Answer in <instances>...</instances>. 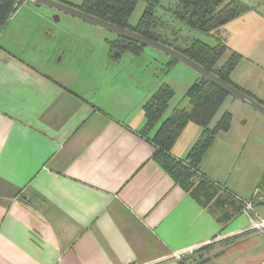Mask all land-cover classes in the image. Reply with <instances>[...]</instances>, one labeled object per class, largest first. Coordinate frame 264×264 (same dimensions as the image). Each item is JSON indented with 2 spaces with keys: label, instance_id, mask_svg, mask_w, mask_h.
<instances>
[{
  "label": "crops",
  "instance_id": "crops-1",
  "mask_svg": "<svg viewBox=\"0 0 264 264\" xmlns=\"http://www.w3.org/2000/svg\"><path fill=\"white\" fill-rule=\"evenodd\" d=\"M35 15L38 44L0 38V264H264L255 205L224 226L155 159L140 134L155 92L118 36L71 46Z\"/></svg>",
  "mask_w": 264,
  "mask_h": 264
},
{
  "label": "rangeland",
  "instance_id": "rangeland-1",
  "mask_svg": "<svg viewBox=\"0 0 264 264\" xmlns=\"http://www.w3.org/2000/svg\"><path fill=\"white\" fill-rule=\"evenodd\" d=\"M56 1L73 7H79L83 3V0ZM160 3L158 18L168 26L162 30L168 29L167 34L171 35L172 40H176L173 41L175 45L185 48L193 39H200L210 46L216 45L213 38L190 29L171 15L169 8L177 9V0H160ZM248 6L252 8L251 13H246L225 27L221 39L227 50L219 59L217 68L233 62L234 68L229 76L232 86L264 104V14L259 13L261 17L258 15L261 12L259 6ZM145 8V1L137 4L131 24H137ZM35 12L50 14V19L45 24L53 29L61 41L68 40L71 46L82 44L101 49L103 45H107L108 40L118 36L107 29L45 5L31 7L23 2L18 5L7 25L0 29V38L23 47L38 44L39 40L34 39L33 29L23 23L25 19L30 24L34 17L39 21ZM51 41L54 42V39ZM56 56V59L61 58L59 54ZM123 60L124 64L129 60L140 62L134 69L142 77L143 87L146 86L144 89L147 91L156 92L164 86L173 93L174 97L169 104L170 111L190 108L188 91L201 78L197 72L165 53L146 46L139 56L124 53ZM225 113L231 115L230 126L227 130L217 132L200 167L209 173L210 176L207 177L210 180L227 188L237 197L251 201L255 196L254 205L259 215L264 216V205L258 201L264 197V185L260 187L264 182V115L229 95L214 118L212 128ZM186 128L176 142V148L181 149L184 154L186 147L196 143L202 133L201 126L194 122H190Z\"/></svg>",
  "mask_w": 264,
  "mask_h": 264
},
{
  "label": "trees",
  "instance_id": "trees-1",
  "mask_svg": "<svg viewBox=\"0 0 264 264\" xmlns=\"http://www.w3.org/2000/svg\"><path fill=\"white\" fill-rule=\"evenodd\" d=\"M140 1L146 2V8L137 24L133 25L131 18ZM23 2L30 1L0 0V29L7 25L18 5ZM160 6V0H83L82 5L75 8L167 45L232 85L229 76L234 68L233 62L217 68L219 59L227 50L221 38L230 22L250 12L252 8L242 0H177V9L169 8L171 15L190 29L199 31L216 41V45L210 46L200 39H193L183 48L175 45L173 41L176 40H172L171 35L167 34L168 29L162 30L167 25L158 18L157 12ZM175 35L174 33L173 36ZM109 44L114 53L129 52L135 56L141 55L145 47L120 36ZM228 96L227 92L201 77L188 91L190 108L175 110L171 115H166L174 96L167 87H160L144 105L145 124L140 131L141 136L156 147L155 159L224 226L244 214L248 205L252 206V210L247 214L254 217L255 200V197L251 201L237 197L227 188L210 180L202 173L200 167L217 132L227 130L230 126L231 115L225 113L217 124L211 127ZM190 122L200 125L202 133L185 158H176L172 149ZM263 185L264 182L260 187L262 188Z\"/></svg>",
  "mask_w": 264,
  "mask_h": 264
},
{
  "label": "water",
  "instance_id": "water-1",
  "mask_svg": "<svg viewBox=\"0 0 264 264\" xmlns=\"http://www.w3.org/2000/svg\"><path fill=\"white\" fill-rule=\"evenodd\" d=\"M33 2L37 7L40 6H47L50 7L58 12L66 13L71 16H74L76 18H79L81 20H84L86 22H89L91 24L97 25L99 27H102L104 29H107L115 34H117L120 37L129 39L133 42H136L138 44H141L146 47H151L154 49H157L166 55L170 56L171 58L182 62L183 64L187 65L190 67L192 70L197 72L202 78L212 82L225 92H227L229 95L233 96L234 98L242 101L243 103L249 105L250 107L254 108L258 112L264 115V105L259 103L258 101L254 100L241 90L237 89L236 87L224 82L221 80L219 77L214 75L213 73L209 72L196 62L192 61L190 58L186 57L182 53L178 52L177 50L164 45L162 43L156 42L152 39L146 38L142 35H139L133 31H130L128 29L121 28L119 26H116L114 24H111L109 22H106L104 20H101L97 17H94L92 15H89L73 6L66 5L64 3H61L56 0H26Z\"/></svg>",
  "mask_w": 264,
  "mask_h": 264
},
{
  "label": "built area",
  "instance_id": "built-area-1",
  "mask_svg": "<svg viewBox=\"0 0 264 264\" xmlns=\"http://www.w3.org/2000/svg\"><path fill=\"white\" fill-rule=\"evenodd\" d=\"M249 210H252V206L251 205L247 206V210L245 211V213L247 214ZM255 227L257 229L263 231L264 230V220H260V221L255 222Z\"/></svg>",
  "mask_w": 264,
  "mask_h": 264
},
{
  "label": "flooded vegetation",
  "instance_id": "flooded-vegetation-1",
  "mask_svg": "<svg viewBox=\"0 0 264 264\" xmlns=\"http://www.w3.org/2000/svg\"><path fill=\"white\" fill-rule=\"evenodd\" d=\"M65 47H67L66 45H65ZM117 54V53H116Z\"/></svg>",
  "mask_w": 264,
  "mask_h": 264
}]
</instances>
